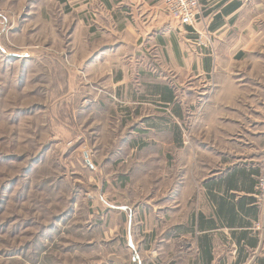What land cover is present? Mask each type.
<instances>
[{"label":"rangeland","instance_id":"1","mask_svg":"<svg viewBox=\"0 0 264 264\" xmlns=\"http://www.w3.org/2000/svg\"><path fill=\"white\" fill-rule=\"evenodd\" d=\"M241 1L217 31L202 12L200 49L153 72L104 47L116 35L82 0H0V264L192 260L161 241L175 177L204 205L205 164L264 154V0Z\"/></svg>","mask_w":264,"mask_h":264},{"label":"crops","instance_id":"2","mask_svg":"<svg viewBox=\"0 0 264 264\" xmlns=\"http://www.w3.org/2000/svg\"><path fill=\"white\" fill-rule=\"evenodd\" d=\"M199 1L201 14L204 12L207 17L212 16L211 31L225 26L221 21L223 18L230 17L233 21L244 5L241 0H217L211 8L209 0ZM234 1L241 2L240 7L232 12L225 11ZM82 2H86L84 6L93 7L91 15L95 17L93 21L98 29L101 26L116 35L115 40L106 44L105 48L116 54L121 47L132 52L144 51L148 54L146 62L149 70L153 72L158 69L160 54L164 51L172 55L177 52L179 57L181 54L191 56L201 46L198 37L204 33L205 27L200 26L199 22L194 27L178 25L171 19L162 0ZM92 30L95 31L94 26ZM150 50L156 55L151 54ZM95 60L98 58L89 59L88 62L95 63ZM113 81L118 87L124 81L123 74L116 71ZM170 91L167 95L162 89L149 93L159 98L156 102L172 103L174 106L175 91ZM251 141L259 144L255 138ZM247 157L248 162L220 159L216 170H212L211 164H205L204 169L211 170L203 179L204 205H198L193 200L196 185L191 175L183 183L175 177L178 183H174L173 188L175 200L171 232H166L164 228L161 241L180 242L179 258L185 255L193 257L187 264H264L260 234L255 228V224L264 216V202L258 199L259 179L264 175V154L255 152ZM194 165L191 164L189 169H193ZM173 264L180 262L174 260Z\"/></svg>","mask_w":264,"mask_h":264},{"label":"built area","instance_id":"3","mask_svg":"<svg viewBox=\"0 0 264 264\" xmlns=\"http://www.w3.org/2000/svg\"><path fill=\"white\" fill-rule=\"evenodd\" d=\"M171 19L180 26L194 27L201 15V4L199 0H162ZM258 199L264 202V175L259 179ZM260 234V251L264 255V216L255 224Z\"/></svg>","mask_w":264,"mask_h":264},{"label":"trees","instance_id":"4","mask_svg":"<svg viewBox=\"0 0 264 264\" xmlns=\"http://www.w3.org/2000/svg\"><path fill=\"white\" fill-rule=\"evenodd\" d=\"M240 5H241V2L234 1L231 4L228 5V8L225 11L232 12L235 9H237L238 7H240Z\"/></svg>","mask_w":264,"mask_h":264}]
</instances>
